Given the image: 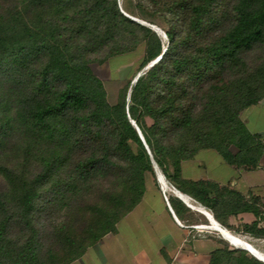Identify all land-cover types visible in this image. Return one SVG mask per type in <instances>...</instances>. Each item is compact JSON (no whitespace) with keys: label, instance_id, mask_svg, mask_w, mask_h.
<instances>
[{"label":"trees","instance_id":"obj_1","mask_svg":"<svg viewBox=\"0 0 264 264\" xmlns=\"http://www.w3.org/2000/svg\"><path fill=\"white\" fill-rule=\"evenodd\" d=\"M135 2L163 21L166 44L118 0H0V264L78 259L141 201L154 162L221 226L248 212L242 230L264 237L257 196L181 174L204 149L259 166L264 130L241 113L264 100V0ZM141 43L138 71L156 61L110 101L94 65ZM212 239L209 264H264Z\"/></svg>","mask_w":264,"mask_h":264},{"label":"crops","instance_id":"obj_2","mask_svg":"<svg viewBox=\"0 0 264 264\" xmlns=\"http://www.w3.org/2000/svg\"><path fill=\"white\" fill-rule=\"evenodd\" d=\"M262 105L264 100L252 107ZM243 120L252 132L260 133L264 130V127L251 128ZM190 163L189 175H186L182 165V175L185 177L210 180L219 186L229 185L230 189L246 198L251 193L264 203V150L258 168L254 170L247 171L230 165L217 152H197ZM170 191L169 195L176 196L191 210L205 216L189 206L176 192L195 201L190 196L175 187ZM163 192L166 193L164 188L161 193L156 190V196L148 198L147 187L141 201L118 221L115 232L105 234L96 244L89 246L81 257L69 264H209L210 252L219 246L212 239L217 236L198 230L196 226L199 221L189 224L179 219ZM246 215L251 213H240L235 218L242 220Z\"/></svg>","mask_w":264,"mask_h":264},{"label":"rangeland","instance_id":"obj_3","mask_svg":"<svg viewBox=\"0 0 264 264\" xmlns=\"http://www.w3.org/2000/svg\"><path fill=\"white\" fill-rule=\"evenodd\" d=\"M118 5L121 10V12L125 15H128L133 20L138 21L142 24H146L147 26L151 27L162 39V41L166 44L167 43V37L165 35V29L166 26L161 21V19L157 18L155 15L151 14L150 11L140 8L137 6L135 0H118ZM144 55V43H141L137 46V48L130 52L123 55L115 56L112 58H109L104 63H98L94 65V71L99 76L100 79H102L105 83V87L107 89L108 99L110 101H115L118 91L126 84L128 80L131 79V83L134 82V79L138 77L141 73H143L151 64L152 62L144 66L138 71V68L140 66V63L142 62ZM242 118H244L249 126L251 128H263L264 127V105L258 108H247L242 113ZM147 123L150 124L151 120L146 119ZM198 152H214L212 150H200ZM193 157L183 160L181 162V174H182V165L184 166V171L186 175H189V171L191 168V160ZM154 172L155 174L152 175L148 173L146 175L147 179V187H148V193L146 194V197L148 198H154L156 196V190H158L161 193V190L163 188L165 189L166 193H162L164 197H169L171 195L170 190H174V186L171 184V182L165 178H161L158 174L162 173L161 169L158 167V165L154 162ZM203 168H205V165L203 163ZM236 168V167H235ZM184 178L189 179L188 177ZM229 186V185H228ZM227 186V187H228ZM229 188V187H228ZM177 193V192H176ZM178 196L183 198L188 205H190L193 209L198 210L205 214V216L209 219L210 211L206 209L205 207H202L198 202L192 201L190 198L180 195L177 193ZM260 203L261 208L264 210V203L261 200H258ZM192 216L189 219H197L199 220V223L197 225H200L198 227V230L207 231L212 234H215L217 238L224 240V243L227 247L231 249L240 248L242 249L245 254L248 257H254L264 263V259H261L259 255H261V251L264 252V244L260 241H256L255 237L252 235H249L248 233H245L242 230L243 224H250L255 220V217L251 215L247 216L242 219L238 220L235 217H231L229 219V223L231 226L227 229L221 226L219 223H216L219 227L227 230L234 239H228L221 233H219L216 229L212 228L211 221L206 220L205 216L201 213L192 210ZM212 218V217H211ZM243 231V232H242ZM237 240H241L246 246L240 244ZM222 244H219L221 246ZM260 251V252H259ZM259 254V255H258Z\"/></svg>","mask_w":264,"mask_h":264},{"label":"bare ground","instance_id":"obj_4","mask_svg":"<svg viewBox=\"0 0 264 264\" xmlns=\"http://www.w3.org/2000/svg\"><path fill=\"white\" fill-rule=\"evenodd\" d=\"M161 178H163L162 177V175L159 173L158 174ZM164 179V178H163ZM178 193V192H177ZM180 194V193H179ZM180 195H182V194H180ZM184 196V195H183ZM190 206V205H189ZM210 215H211V213H210ZM209 219H210V221H211V225H212V228H214V229H216L219 233H221L222 235H224L226 238H228V239H234L233 237H232V235L227 231V230H225V229H223V228H221V227H219L216 223H218L216 220H214V219H212L210 216H209ZM216 222V223H215ZM236 241H238L240 244H242V245H244V246H246L241 240H237L236 239ZM260 252V251H259ZM261 253V252H260ZM259 255V254H258ZM259 257L261 258V259H264V254H262L261 253V255H259Z\"/></svg>","mask_w":264,"mask_h":264},{"label":"water","instance_id":"obj_5","mask_svg":"<svg viewBox=\"0 0 264 264\" xmlns=\"http://www.w3.org/2000/svg\"><path fill=\"white\" fill-rule=\"evenodd\" d=\"M125 15H126V14H125ZM126 16H128V15H126ZM128 17L131 18V19H134V18H132V17H130V16H128ZM158 58H159V57H158ZM155 61H156V60L152 61V63L155 62ZM136 78H137V77H136ZM136 78L134 79V81L136 80ZM130 121H131V123L133 124V126L135 127V129L137 130L140 139L142 140L144 146L146 147V144H145V142H144V140H143V137H142V135H141V132H140L139 128L137 127V125L135 124V122H134L133 120H130ZM211 217H212V219H214V217H213L212 214H211Z\"/></svg>","mask_w":264,"mask_h":264},{"label":"built area","instance_id":"obj_6","mask_svg":"<svg viewBox=\"0 0 264 264\" xmlns=\"http://www.w3.org/2000/svg\"><path fill=\"white\" fill-rule=\"evenodd\" d=\"M166 198V197H165ZM196 227H200V225H197ZM256 241H260L261 243L264 244V237H260V238H255ZM262 254H264V252L261 251Z\"/></svg>","mask_w":264,"mask_h":264}]
</instances>
